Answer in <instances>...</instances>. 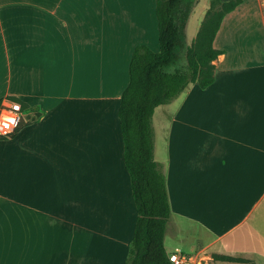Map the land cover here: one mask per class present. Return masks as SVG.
<instances>
[{
    "label": "crops",
    "instance_id": "obj_1",
    "mask_svg": "<svg viewBox=\"0 0 264 264\" xmlns=\"http://www.w3.org/2000/svg\"><path fill=\"white\" fill-rule=\"evenodd\" d=\"M212 1L191 14L193 40ZM156 6L0 0V105L26 106L0 140V264L125 263L137 209L118 112L135 48L160 47ZM213 46L214 83L165 105L161 161L153 123L166 234L179 219L196 228L165 247L194 264H264V0L227 14Z\"/></svg>",
    "mask_w": 264,
    "mask_h": 264
},
{
    "label": "trees",
    "instance_id": "obj_2",
    "mask_svg": "<svg viewBox=\"0 0 264 264\" xmlns=\"http://www.w3.org/2000/svg\"><path fill=\"white\" fill-rule=\"evenodd\" d=\"M245 1L213 0L197 37L189 44L188 23L200 0H157L160 50L138 46L133 52L129 84L118 112L124 163L137 209L124 264H174L165 247L172 209L164 167L155 159L154 114L191 84L206 89L214 83V62L222 54L214 48V40L225 16Z\"/></svg>",
    "mask_w": 264,
    "mask_h": 264
},
{
    "label": "rangeland",
    "instance_id": "obj_3",
    "mask_svg": "<svg viewBox=\"0 0 264 264\" xmlns=\"http://www.w3.org/2000/svg\"><path fill=\"white\" fill-rule=\"evenodd\" d=\"M194 27H195V19L192 20L189 30H187V35H188V43H192L193 40V36H194ZM159 46L157 49H153L156 51H159ZM180 100L174 102V106H170L172 107V111L175 110V108L177 107V104L179 105ZM164 109H165V105L164 106H160L159 109L155 112L154 118H153V123L155 126V141H156V152H157V160L161 161L164 158L165 155V134H164V123H165V117H164ZM176 219L178 220L179 218L176 217ZM178 225H179V233L176 234V239L177 240H181L185 237V239H189L188 237L192 236L191 232L193 231V228L196 229L194 226H192L188 221L186 220H182L179 219L178 220ZM169 231V229H168ZM188 236V237H187ZM166 240H165V246L167 248H170V250H174L176 247H179V243L176 241V239H174L173 236H171V233L166 234L165 236ZM182 250L184 249L186 252H188L190 250L189 246H183L180 247ZM129 254V251H128ZM127 254V257H128ZM126 257V259H127ZM190 264H194L193 261H190Z\"/></svg>",
    "mask_w": 264,
    "mask_h": 264
},
{
    "label": "built area",
    "instance_id": "obj_4",
    "mask_svg": "<svg viewBox=\"0 0 264 264\" xmlns=\"http://www.w3.org/2000/svg\"><path fill=\"white\" fill-rule=\"evenodd\" d=\"M23 106L19 101L5 100L0 105V138H7L13 135L21 126L24 120ZM7 118H14L15 123L9 124L8 129L3 128V123H7ZM170 260L174 264H190V259L180 253H172Z\"/></svg>",
    "mask_w": 264,
    "mask_h": 264
},
{
    "label": "clouds",
    "instance_id": "obj_5",
    "mask_svg": "<svg viewBox=\"0 0 264 264\" xmlns=\"http://www.w3.org/2000/svg\"><path fill=\"white\" fill-rule=\"evenodd\" d=\"M7 119H8V122L7 123H3V125H2L4 129H8L10 123H12V124L15 123V119L14 118H7Z\"/></svg>",
    "mask_w": 264,
    "mask_h": 264
}]
</instances>
